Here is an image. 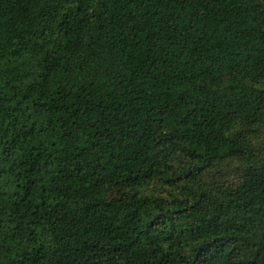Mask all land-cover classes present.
<instances>
[{
    "label": "trees",
    "instance_id": "1",
    "mask_svg": "<svg viewBox=\"0 0 264 264\" xmlns=\"http://www.w3.org/2000/svg\"><path fill=\"white\" fill-rule=\"evenodd\" d=\"M0 264H264V0H0Z\"/></svg>",
    "mask_w": 264,
    "mask_h": 264
}]
</instances>
